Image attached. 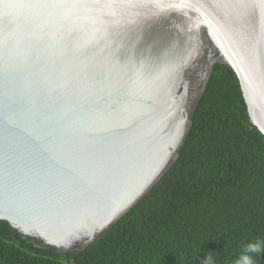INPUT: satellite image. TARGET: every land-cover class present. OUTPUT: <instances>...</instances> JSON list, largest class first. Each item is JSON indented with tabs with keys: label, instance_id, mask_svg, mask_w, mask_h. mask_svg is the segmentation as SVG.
<instances>
[{
	"label": "water",
	"instance_id": "water-1",
	"mask_svg": "<svg viewBox=\"0 0 264 264\" xmlns=\"http://www.w3.org/2000/svg\"><path fill=\"white\" fill-rule=\"evenodd\" d=\"M244 2L0 0V221L84 251L174 165L216 64L264 136V0Z\"/></svg>",
	"mask_w": 264,
	"mask_h": 264
},
{
	"label": "trees",
	"instance_id": "trees-1",
	"mask_svg": "<svg viewBox=\"0 0 264 264\" xmlns=\"http://www.w3.org/2000/svg\"><path fill=\"white\" fill-rule=\"evenodd\" d=\"M254 241L264 244V136L235 74L216 64L178 159L141 201L78 254L0 221V264H235Z\"/></svg>",
	"mask_w": 264,
	"mask_h": 264
},
{
	"label": "clouds",
	"instance_id": "clouds-1",
	"mask_svg": "<svg viewBox=\"0 0 264 264\" xmlns=\"http://www.w3.org/2000/svg\"><path fill=\"white\" fill-rule=\"evenodd\" d=\"M261 253H264V244L260 241L248 242L244 245L235 264H255V257ZM201 264H214L212 256L207 255V258Z\"/></svg>",
	"mask_w": 264,
	"mask_h": 264
},
{
	"label": "snow or ice",
	"instance_id": "snow-or-ice-1",
	"mask_svg": "<svg viewBox=\"0 0 264 264\" xmlns=\"http://www.w3.org/2000/svg\"><path fill=\"white\" fill-rule=\"evenodd\" d=\"M44 6H59L58 3H45ZM236 6L238 7H242V8H246L247 4L244 2V0H237ZM122 95L124 96L125 100L130 98V93L128 90H123L122 91ZM88 223V222H87ZM87 223H78L72 227H67L64 229L65 234H66V238H70L72 235V232L78 228H84L86 226Z\"/></svg>",
	"mask_w": 264,
	"mask_h": 264
}]
</instances>
